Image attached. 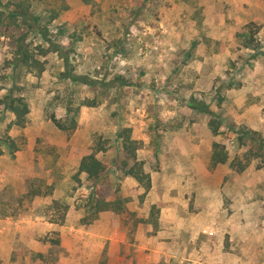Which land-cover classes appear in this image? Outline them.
Segmentation results:
<instances>
[{"label":"rangeland","instance_id":"obj_1","mask_svg":"<svg viewBox=\"0 0 264 264\" xmlns=\"http://www.w3.org/2000/svg\"><path fill=\"white\" fill-rule=\"evenodd\" d=\"M22 3L34 20L8 16ZM0 11V97L13 89L29 105L22 128L0 119V264H264V0H0ZM20 42L36 63H20ZM214 143L228 162L211 164ZM91 153L106 167L97 181L77 174ZM234 158L249 161L243 172ZM93 191L121 211L85 224Z\"/></svg>","mask_w":264,"mask_h":264},{"label":"trees","instance_id":"obj_2","mask_svg":"<svg viewBox=\"0 0 264 264\" xmlns=\"http://www.w3.org/2000/svg\"><path fill=\"white\" fill-rule=\"evenodd\" d=\"M28 5L29 4L23 6L22 3V5H19L18 7L19 13L16 11V13H13L14 16L12 14L8 16L13 18L16 17L17 15L21 16L23 21L25 22L34 20L27 13L29 8ZM3 19H4V13L3 11H0V26L3 23ZM20 40H23V38H21ZM26 47L27 46L21 42L18 45L19 60L23 66H31L32 63L34 62L36 63L37 61L33 59V57L30 55ZM246 48H249V45H246ZM69 76L74 81H79L80 79L78 78H81L75 74ZM17 94L18 91L9 89L6 91V93L3 96L0 97V119L2 118L4 112L10 113L14 117V120L12 121V125L22 128L26 123V116L29 113V105L24 100L23 97L17 96ZM194 106H196V104H194ZM197 108L204 113L211 114L215 118V115H213V113L209 111V109H207L204 105L201 104ZM214 118L210 119L209 128L211 129L213 135H218L220 123L216 122ZM52 121L58 128L62 130H66V129L69 130L74 128L73 120H70L71 125L69 127H66L63 123L59 122V120H57L55 117H52ZM129 133H130V129L120 128L119 131L117 132V138L122 146V149L126 153L131 154V156H133L134 152L137 149V146L135 141L130 138ZM242 135L245 134L242 133ZM9 145L10 147H12V152L13 150H17L16 146L12 141L9 142ZM223 149H224L223 145L219 143H214L212 145L210 160L213 166L228 162L229 157ZM248 162L249 161H246L245 163H240V161L234 158L231 161H229V164L235 172L241 173L246 168ZM105 171H106V167L94 157V153L83 156L77 168V174H85L88 179H94L96 181L103 176ZM125 173L126 175L133 177L140 185H143L146 191L150 188L149 176L146 173L142 172L140 168L130 167L129 169H127ZM116 202L117 201L107 200L99 192L93 191L83 201V205H82L83 213H84L83 222L85 224L90 223L91 221L95 220L97 215L101 212H105V211L120 212L121 207Z\"/></svg>","mask_w":264,"mask_h":264}]
</instances>
